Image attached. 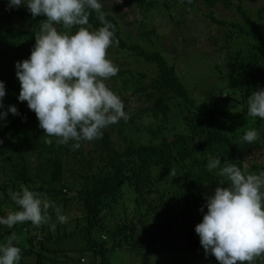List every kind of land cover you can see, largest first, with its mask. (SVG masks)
<instances>
[{
	"label": "trees",
	"instance_id": "16d2710c",
	"mask_svg": "<svg viewBox=\"0 0 264 264\" xmlns=\"http://www.w3.org/2000/svg\"><path fill=\"white\" fill-rule=\"evenodd\" d=\"M242 1L244 0H237L234 7L239 14L237 19L226 21L218 20L213 15H203L213 23L227 28L229 37L245 35L257 41L253 46L259 47V51H250L246 63L239 62L237 78L229 84L240 90V109H231L234 99L230 93L226 94L225 103L221 102L222 93L226 91L224 88L215 90L209 95L208 101H198L191 95L163 51L155 48L152 39L153 35H156L155 29H145V32H142L144 40L152 43L149 46L131 42V39L124 36L116 14L110 11L112 9L102 8L105 18L114 26L115 39L118 41L108 52H129L127 56L131 55L137 60L151 64L157 71L148 80L144 73H140L137 78L138 85L132 94H143L138 99H142L146 104L131 112L129 120H133V116L141 117L144 113L155 120L160 119L161 115L166 117L169 102L181 99L184 100L183 106L188 109L181 125L173 134L166 136L167 133H163V125L154 121L158 124L154 130L161 128V134L154 132L146 142L129 137L124 145L115 142L112 130L108 127L100 139L83 142L77 150H72L71 143L60 147L47 144L32 153L22 154L19 150L22 138L30 134L32 138L29 146L36 144L34 139L38 136V129L35 113L28 109L26 102L17 99L20 83L15 75L14 65L15 62L29 57L35 44L34 36L45 17L33 18L26 8L21 7L6 10L7 0H0V81L5 83L6 90L4 110L9 105H15L19 112V115L8 113L6 119L0 121V136L11 141L16 152L14 159L18 165V168L13 169L16 165L13 159L3 158L13 173L6 185L15 191L26 186L30 190L45 194L51 203L66 211L64 213L68 220L61 224L71 229L69 232L60 229V233L51 231L50 234V230H47L41 234L39 231L37 234H29L30 247L26 249L19 245L20 238L17 234L20 227L19 230L15 227L12 230L0 228L7 238L10 232H15V243L21 248L22 257H31L34 248L43 250L45 240L59 244L81 235L88 243L87 250L92 252L93 257L88 259L89 264H110L107 252L121 247L122 243L113 240L109 249L104 240L97 242L98 238L93 231L97 229L100 234L109 228L106 219L114 216L126 187L136 196L134 203L137 210L150 198L151 202L146 211L150 213L154 209L157 214L160 212L162 219L155 227H141L139 232L135 228H116V233L123 237V241L134 249L169 250L179 228L183 232L186 249L204 251L194 231L195 225L202 219L201 208L205 204L206 196L211 195L216 186L226 187L229 183L226 177L219 175L218 169L212 172L207 170L209 157L220 156L221 163H236L243 170H250L249 167L246 168L247 160L255 161L259 163L256 166L259 172H264V125L257 129L259 139L247 144L244 151L240 142L228 133L229 127L226 124L235 123L237 120L242 122L245 116H249L246 107L247 96L251 91L264 87V35L260 33L259 24L246 11ZM183 2L185 6H194L191 0ZM217 2L206 0L209 8L215 7ZM223 5L234 6L233 0H223ZM170 6V3H165L164 9L167 10ZM194 10L198 11L199 8ZM100 26L102 25L98 14L92 12L88 27L96 29ZM58 28L60 31H66L63 26ZM71 31L75 32L76 29ZM119 73L123 74L124 71ZM34 151H37V154ZM31 163H35L36 167ZM74 203L77 207H73ZM78 210L80 217L77 220L72 212L76 213ZM48 212L53 214L54 208H49ZM141 214L144 215V212L141 211ZM3 215L4 209L0 208V216ZM80 220L84 221L81 227L77 223ZM29 228L31 227L26 226L27 230ZM55 229L59 230L57 226ZM42 259L43 256L39 253L37 263L43 264ZM81 259L82 256L76 264H82ZM63 262L71 264L69 259ZM254 264H264V256L257 257Z\"/></svg>",
	"mask_w": 264,
	"mask_h": 264
},
{
	"label": "clouds",
	"instance_id": "9594fccd",
	"mask_svg": "<svg viewBox=\"0 0 264 264\" xmlns=\"http://www.w3.org/2000/svg\"><path fill=\"white\" fill-rule=\"evenodd\" d=\"M21 6L33 18L45 17L29 57L14 65L20 83L17 99L35 113L43 133L77 150L126 120L124 102L108 84L119 73L118 65L108 58V49L118 41L102 12V0H7L6 10ZM92 12L98 14L99 28L88 27ZM5 95V83L0 81V121L8 113L19 115L15 105L4 110ZM246 107L250 117L264 120V87L251 91ZM258 139L254 128L242 137L247 144ZM206 167L209 172L218 169L229 183L206 196L202 219L194 228L199 243L205 255L214 256L219 264H254L264 256V172L221 163L220 156H210ZM9 197L18 210L0 216V228L12 230L25 222L41 226L51 220L52 204L45 194L22 186ZM54 211L59 223L67 222L61 206ZM50 227L54 230L56 225ZM15 239V232H10L6 243L0 244V264H19L22 250Z\"/></svg>",
	"mask_w": 264,
	"mask_h": 264
},
{
	"label": "rangeland",
	"instance_id": "374dc122",
	"mask_svg": "<svg viewBox=\"0 0 264 264\" xmlns=\"http://www.w3.org/2000/svg\"><path fill=\"white\" fill-rule=\"evenodd\" d=\"M191 1L194 4L193 8L185 6L183 0H118V2L117 0H102V8L106 10L112 9L110 11L116 14L115 16L124 30V36L129 40L131 39V42L149 46L152 43L144 40L142 32H145V29H155L156 35H153L152 38L156 45L155 48L163 51L169 63L175 67L183 83L187 85L191 95L198 101H204V99L208 101L210 99L209 95H212L215 90L224 88L226 91L222 93L221 102L224 104L226 94L230 93L234 99L233 102L231 101V109L238 110L241 108L240 90L237 87H233V85L229 86V84L237 78L239 62L246 63L247 55L250 51H259V47L253 46L257 41L245 35L237 38L229 37L227 28L213 23L209 18L203 17L206 14L207 16L213 15L218 20L231 21L237 19L239 14L234 9L237 0H233L234 6H224L223 0H217L218 2L213 8L208 7L206 0ZM165 3L171 4L170 8L167 9L169 11L164 9ZM242 4L253 19L257 21L260 26V33L264 35V0H244ZM21 8L25 7L21 6ZM194 8H199V10L195 11ZM163 47L164 49H162ZM127 54L130 53L115 51L110 54L108 52V58L118 65L119 72L124 71L123 74L118 73L115 77H112L108 84L120 96L128 114L126 120L122 119L119 123L109 126L108 129L112 130L115 142L120 145H124L129 137L146 142L147 138L153 135L154 132L161 134V131H159L161 128L154 130L158 124H162L163 130H165L163 133H167L166 136H170L181 125L182 119L188 111L183 106L184 100H171L166 117L161 115L158 120L153 119L152 116L146 113L141 117L137 116V118L133 116V120H129L131 112H135L138 107L146 104L141 101L142 99H138L143 94L137 96L132 94L138 85L137 78L140 73H144L146 80H148L157 71L151 64L137 60L131 55L127 56ZM226 124L229 127L228 133L234 140L240 142L242 149L245 151L247 143L242 140L245 131L251 128H260L264 125V120L258 117L245 116L242 122L237 120L235 123L227 122ZM37 129L38 136L34 139L36 144L29 146L32 138L30 134L27 137L25 136L24 139L22 138L19 146L22 154L26 152L32 153L33 150H39L42 145L47 144H54L55 147L64 146V144L58 142L56 137L45 135L39 127L38 120ZM137 130L138 132H136ZM34 152L37 154V151ZM15 155L16 152L12 148L11 141L6 137L0 136V208L4 209L5 215L8 212L18 210L9 197V193L15 190L6 185L7 180L13 173L10 170V166L3 160L4 157L12 158L13 162L16 163V165L13 164L12 168H18L17 161L14 159ZM246 164V168H250L249 171L259 173L256 167L259 164L258 162L247 160ZM31 165L34 168L36 167L35 163H31ZM129 189L127 187L124 188L123 198L114 216H109L106 219L107 227L109 228L100 232V234L97 229L93 231V234L98 238L97 242L98 240L101 241V239L104 240L105 245L109 249L112 247L113 240L122 243L121 247H115V249L113 248L114 250L107 252L110 264H219L214 256H206L204 251L186 249L184 235L179 228L177 229L173 246L169 250L134 249L129 243L123 241V237L116 233V228L119 230L128 229V227L129 229L135 228L139 232L141 227H155L162 219L159 216L160 212L157 214L154 209L150 213L146 211V207L151 202L150 198L149 200L147 199L145 205L137 210L134 203L136 196ZM51 204L52 208L55 209L56 205L53 202ZM73 207H77L76 203L73 204ZM141 211L144 212V215L141 214ZM64 212L66 211L63 210L65 215ZM79 212L80 210L76 213L75 211L72 212V215L76 216L77 220L80 217ZM49 215L51 220L41 226H33L30 222L15 225L14 227L17 229L20 227L17 234L20 238L19 245L26 249L29 248V234H37L38 231L41 234L43 231L50 230L51 234V231L52 233H60L61 230L66 232L71 230L66 226L63 227L58 222L55 212ZM77 223L78 225L80 224V227L84 225L82 220ZM51 224H55L59 230H52ZM26 226L31 228L27 230ZM7 239L4 231L0 229V244L6 243ZM44 244L43 250L34 248L31 257L21 256L19 264H38L37 255L39 253L43 256V264H66L63 261L68 259L71 264H76L80 256H82L80 263L89 264L90 260L88 259L93 257L92 252L87 250V241L81 235L72 237L68 241L59 244L45 240ZM92 250L94 249L92 248ZM97 257H99V253H97Z\"/></svg>",
	"mask_w": 264,
	"mask_h": 264
}]
</instances>
